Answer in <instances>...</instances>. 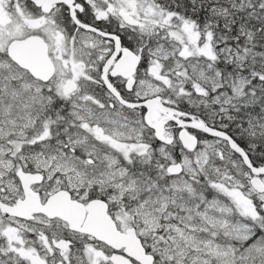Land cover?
<instances>
[{"label": "snow or ice", "instance_id": "6c2138e0", "mask_svg": "<svg viewBox=\"0 0 264 264\" xmlns=\"http://www.w3.org/2000/svg\"><path fill=\"white\" fill-rule=\"evenodd\" d=\"M0 264H264V0H0Z\"/></svg>", "mask_w": 264, "mask_h": 264}]
</instances>
